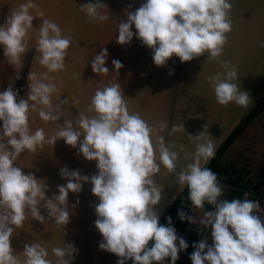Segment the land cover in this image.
<instances>
[{"label":"clouds","instance_id":"9594fccd","mask_svg":"<svg viewBox=\"0 0 264 264\" xmlns=\"http://www.w3.org/2000/svg\"><path fill=\"white\" fill-rule=\"evenodd\" d=\"M231 9V0H145L135 11L125 10L126 20L118 25L116 43L127 45L135 36L152 50L154 64L161 67L173 56L181 63L205 53L209 59L217 60L232 31ZM79 10L90 22L103 23L109 19L108 6L100 0L81 4ZM31 11H35V16ZM37 18L42 23L36 38L35 51L39 53L36 59L47 72L39 78L33 71L28 74L27 99L20 98L12 85L0 92V264H53L48 259V251L38 243L25 244L23 251L15 255L11 238L15 230L24 226L26 210L32 219L44 223L45 216L40 212L42 201L44 210L56 225L66 227L69 192L79 194L84 183L92 185L91 193L99 200L95 205L94 226L102 236L100 250L118 257L117 264L129 261L131 264H177L180 253L186 251L189 244L183 236L177 235L172 217H167V226L159 222L156 206L162 200L164 187L157 184L155 177L161 166L168 174H175L170 184H176L179 192L187 189L191 210L203 213L197 217L178 209V219L201 225L198 233L210 230L209 236L192 245L191 264H264V219L257 215L261 211L260 201L249 199L248 192H244L243 199H221L224 185L217 174L205 166L216 156L208 122L202 132L188 135L194 151L185 154L191 162L179 173L176 171L179 153L173 150L175 145H166L163 137L139 114H129L118 83L97 89L88 107L89 113L95 115L89 117L80 113L76 120L79 130H74L71 121H65L64 127L47 141L42 128L31 133L30 112L37 113L46 123H54L61 117L60 107H53L51 97L58 93L57 83L62 86L63 81L53 83L48 73L65 70L67 51L73 43L71 38L62 36L57 24L44 18L33 0H26L10 10L0 24V45L7 63L17 70V80L20 79L21 57L29 45L28 34ZM108 57L106 48L94 57L91 62L94 74H109L105 66ZM112 64L117 80L123 65L115 59ZM221 68L222 72L207 77L216 103L225 108L235 104L244 109L254 104L250 93L241 90L237 66L224 61ZM167 127V122L162 123L160 132ZM181 131L185 132L183 123L173 125L169 135ZM152 136L157 139L155 148ZM57 140L78 147V155L95 161L98 172L89 177L64 167L59 175L67 183L57 185L59 194L48 197L45 179L38 180L33 173L25 174L14 162L23 152L34 154L45 142L54 146ZM157 151L159 163L156 162ZM78 204L77 200L73 207ZM206 205L212 206V210H205ZM52 254L55 264H72L78 249L66 243L63 248H53Z\"/></svg>","mask_w":264,"mask_h":264},{"label":"water","instance_id":"95a60500","mask_svg":"<svg viewBox=\"0 0 264 264\" xmlns=\"http://www.w3.org/2000/svg\"><path fill=\"white\" fill-rule=\"evenodd\" d=\"M25 2L26 0H0V24H3L10 10L18 8ZM33 2L39 11L44 13L45 19L60 27L63 37L71 38L73 41L65 58V70L48 73L53 83L63 81L62 86L57 83L58 93L51 97L53 107H60V119L54 123H46L37 113H29L31 133L34 134L38 128H42L46 141L64 127L65 121H71L74 130H79L76 127V120L80 113L89 117L95 115L89 113L88 107L97 89L102 90L113 83H118L129 114H139L142 120L163 137L166 145H175L173 150L179 153L176 169L179 173L185 164L191 162L185 154L194 151V145L188 138L189 134L195 136L202 132L203 126L208 122L210 124L208 132L214 138L217 155L218 150L264 96V47H261L264 44V0H231L230 15L233 27L228 34L223 54L217 60L209 59L205 53L190 62L181 63L178 57L173 56L167 65L162 67L154 64L152 50L143 46L135 36L127 45L121 46L116 43L118 25L126 20V11H135L145 0H100L109 9V19L103 23L90 22L86 14L79 10L81 4L95 0H33ZM30 14L35 16V11H31ZM41 23V19H34L33 30L28 34L29 45L21 57L20 79H16L17 70L7 63L3 55V46L0 45V92L12 85L14 90L19 92L20 98L27 99L28 74L33 71L39 78L41 74L47 72V69L37 62L36 57L39 53L35 51ZM132 30L135 32L134 26ZM104 48L109 54L105 64L109 74L98 76L93 73L91 62ZM114 59L123 65L117 80L112 64ZM224 61L237 66L241 90L248 91L254 100V104L247 109L235 104H229L225 108L218 105L214 99V92L207 77L222 72L221 63ZM172 70L173 74L169 75ZM62 101L66 103L62 104ZM75 101L79 103H74ZM201 115L203 118H199ZM165 122L168 127L160 132L159 126ZM182 123L185 132L169 135L173 125ZM248 127L249 125L234 140L228 151L238 144ZM151 139L155 148L156 136H152ZM156 157V162L159 163L158 151ZM14 163L25 174L33 173L38 180L45 179L48 197L53 193L58 195L57 185L67 183L59 175L60 169L67 167L69 170H78L81 175L89 177L98 172L95 161H87L82 154L78 155V147L66 145L63 140H57L54 146L45 142L43 148H37L34 154L25 151ZM174 179L175 174H168L162 166L160 173L155 177L157 184L164 187L162 200L156 206L159 222L187 190L185 188L183 192H179L176 184H170ZM91 187L90 183H84L79 194L69 192V223L64 228L57 226L54 219L48 216L43 201L40 204V212L45 216L44 223L32 219L30 212L26 210L27 219L24 226L15 230L11 238L14 254L19 255L25 244L38 243L48 251V259L55 264L56 258L52 254V249L63 248L66 243H72L78 249L72 264H117L118 257L99 249L102 236L94 226L97 219L95 205L99 200L91 193ZM173 196L176 197L175 200L172 199ZM77 200L79 204L73 207ZM188 208L192 212L191 207ZM20 259L22 261L23 257Z\"/></svg>","mask_w":264,"mask_h":264},{"label":"trees","instance_id":"16d2710c","mask_svg":"<svg viewBox=\"0 0 264 264\" xmlns=\"http://www.w3.org/2000/svg\"><path fill=\"white\" fill-rule=\"evenodd\" d=\"M263 112L264 96L262 97V100L257 103L255 109L247 116V118L238 126V128L218 150L215 159L206 165V167H210L217 174L219 182L223 184L225 188H227V192L224 193V196L221 197V199H243L244 192H248L252 194L253 200H264V170H262L257 176V181H251L248 179V172L246 170L237 168L235 164H227L225 161H223V157L225 156L227 149L231 146L234 140L240 136L247 124ZM187 195L188 194L186 190L177 200L175 206H173L163 217L160 223L167 226V217H172L173 226L175 227L176 232L179 233L180 236H183L189 244V248L186 250V252H191L194 250L192 245L194 243H198L200 239L206 237V230L204 229L202 234L198 233L197 229L199 228L189 224L187 221L181 222L178 219V209L185 211L189 215H192V212L188 208L191 207V204L187 199ZM205 210H212V206L206 205ZM128 264H131V261H129ZM177 264L183 263L178 260Z\"/></svg>","mask_w":264,"mask_h":264},{"label":"rangeland","instance_id":"374dc122","mask_svg":"<svg viewBox=\"0 0 264 264\" xmlns=\"http://www.w3.org/2000/svg\"><path fill=\"white\" fill-rule=\"evenodd\" d=\"M237 143L238 144L233 149H230V151L227 152L225 156V162H227L228 164L233 163L237 167L242 166L248 168L252 173L250 175V179L253 180L257 169L264 167V113L249 125V127L245 131V134ZM226 192L227 188L224 187V193ZM260 204L261 211L257 213V215L264 219V201H260ZM192 215L200 217L203 215V213L192 211ZM193 225L197 228L202 227L199 224ZM205 230L207 237L210 235V230ZM209 243H211L210 239ZM182 254L189 256L191 253L183 251L180 255Z\"/></svg>","mask_w":264,"mask_h":264},{"label":"flooded vegetation","instance_id":"af4514ba","mask_svg":"<svg viewBox=\"0 0 264 264\" xmlns=\"http://www.w3.org/2000/svg\"><path fill=\"white\" fill-rule=\"evenodd\" d=\"M264 113V112H263ZM263 113H261V114H263ZM260 114V115H261ZM259 115V116H260ZM254 120V119H253ZM252 122V121H251ZM251 122H249L247 125H250V123ZM262 122V121H261ZM227 152H228V149H227V151H226V154H227ZM226 154H225V156H226ZM225 156L223 157V161H226L225 160ZM227 163V162H226ZM228 164V163H227ZM233 164V163H232ZM237 167V166H236ZM237 168H242V169H244V170H246L247 172H248V179H250V175L252 174L251 173V170H249L248 168H245V167H242V166H238ZM262 170H264V167H261V168H258L257 169V171H256V173H255V177H254V179L253 180H251V181H257V176L259 175V173L262 171ZM248 198H251L252 199V194L250 193V195H249V197ZM259 201H264V200H259Z\"/></svg>","mask_w":264,"mask_h":264},{"label":"crops","instance_id":"0c3cea01","mask_svg":"<svg viewBox=\"0 0 264 264\" xmlns=\"http://www.w3.org/2000/svg\"><path fill=\"white\" fill-rule=\"evenodd\" d=\"M177 235L180 236L178 233H177ZM182 252H183V251H182ZM182 252H181V253H182ZM185 252H186V251H185ZM192 252H193V251H191L190 253H192ZM181 253H180V254H181ZM179 257H180L179 260L182 261L183 263L191 264V261H190L188 255H183V254H182V255H180ZM181 258H182V259H181Z\"/></svg>","mask_w":264,"mask_h":264}]
</instances>
